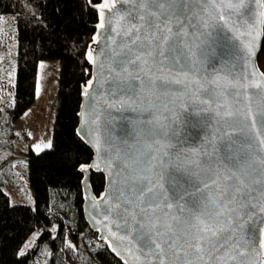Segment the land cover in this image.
<instances>
[{"label":"water","instance_id":"95a60500","mask_svg":"<svg viewBox=\"0 0 264 264\" xmlns=\"http://www.w3.org/2000/svg\"><path fill=\"white\" fill-rule=\"evenodd\" d=\"M102 2L103 0L92 4L98 13V22L86 54L90 49L99 50L105 44L118 52L121 45L127 42L122 37H116L115 45L110 43L111 37L109 40L94 42L93 38L99 31L97 25L101 11L97 6ZM212 2L213 0H208L207 3L205 0H189L185 10L186 20L184 16L178 17L183 28H179L177 18L170 21L173 37L177 35L179 28L182 35L180 43L188 50L191 65L186 61L183 65L173 66L164 61L153 67L151 76L156 81L154 87H141L135 95L120 96L119 100L111 96L106 84L103 89H89L93 97L90 100L84 95L86 83L82 85L77 134L93 152L90 163L84 164L89 166L87 171L79 168L83 174V213L98 240L105 242L112 254L124 264H135L133 256L142 261L147 260L148 264H157L155 256L149 255L154 249L144 246L149 241H160L162 224L168 223L175 228V218L186 222L187 225L196 224L200 220L207 223V213L214 211L210 203L214 198H220L224 205L220 209L221 214L211 222L213 228L224 229L217 247L227 245L224 251H228L234 241H241L254 246L242 264H257L259 260L264 259V249L260 248V245L264 244V211L261 210L264 208V199L261 198L258 187L248 178H244L245 183L235 193L233 200L222 197L223 178L230 172H237L240 165H237L236 160L229 159L224 150L223 142L233 129L229 127L230 118H222L223 110L217 109V104L222 101L216 99L220 94L217 84H223L232 78L244 82V77L251 79L253 72L256 74L255 78L259 79V74L264 73L259 65V54L264 43V17L261 16V13H264V0H232L238 8L230 10L231 14H225L223 20L212 10ZM117 6L121 7L119 0ZM104 11L107 16L108 10ZM250 28H254V33L259 34H254V37L247 36ZM159 35L160 33H157V36ZM248 43L252 44L255 53L250 59L247 58L244 47ZM97 54L98 52L93 53L94 56ZM100 59L103 61V56ZM90 65V79H93L96 75V65ZM185 76L188 79H185ZM158 78L165 81L180 79L184 83L165 86L159 83ZM196 81L199 83H194ZM253 91L249 89V96H252ZM242 92V89L228 90L224 102L234 105L233 110L239 108L244 111L246 104L236 102V98L243 99ZM89 104H92L95 110L96 122L86 124L85 110ZM261 104H264V97H252L253 112ZM217 111L221 112V116L216 115ZM85 127L89 133L87 138L80 132V129ZM97 140L102 148L108 149L110 159L107 163L116 157L132 163L137 159H144L145 154H152L151 168L142 174L152 181L149 187L157 186L158 202L148 206L154 209L153 211H142L144 205L140 204L139 200L131 205L124 204V198L120 201L114 200L115 188L124 183V177L128 173L118 169L116 165L109 169L105 166L106 162L98 161V150L94 146ZM246 155L249 161L254 160L257 163L264 159L260 146L256 143H253V148ZM192 161L195 163H191ZM93 162H98L99 166L92 167ZM240 163L243 165L244 161ZM209 169L218 173L221 178L220 187H204L201 181L206 180ZM116 171H121V176L117 177ZM93 172L101 173L105 177L104 188L99 194L94 191L92 185ZM173 176L183 185L182 188L174 186L171 179ZM208 183L211 184V181ZM110 201L119 202L121 207L105 221L103 216L97 213L104 212ZM169 204L172 205L170 209L166 207ZM106 224L118 235L128 238L127 249L133 255H117L111 250L109 241L104 238L109 235ZM214 243L215 240L210 241V244ZM206 248H209L212 256L222 255L220 252L211 251L209 245H206ZM205 262L216 264L215 260H208V255L205 256L204 262L197 264Z\"/></svg>","mask_w":264,"mask_h":264},{"label":"snow or ice","instance_id":"6c2138e0","mask_svg":"<svg viewBox=\"0 0 264 264\" xmlns=\"http://www.w3.org/2000/svg\"><path fill=\"white\" fill-rule=\"evenodd\" d=\"M207 2L208 0H205V3ZM119 5L121 7L117 6V0H103L97 6L101 11L99 12V23L97 25L99 31L93 38L94 42L109 40L110 37V43L113 45L116 44V37H122L127 42L121 45L118 52L114 51L108 44H105L99 50L93 48L87 52V60L96 65V75L86 82L84 89V95L88 96L90 100L93 97L89 89L94 90L97 87L103 89L105 84L111 96L117 100L120 96L135 95L137 89L141 87L144 89L154 87L156 81L151 76L153 67L164 63V61H168L173 66L183 65L186 61L189 65L192 64L188 50L180 43L182 35H180L179 28H183V24L178 19V17L184 16L186 20L185 10L189 5V0H119ZM211 7L218 14V18L223 20L225 14L230 15V10L237 9L238 5L233 3L232 0H213ZM105 9L108 10L107 16ZM261 16L264 17V13H261ZM173 18H177L176 23L179 25L175 37H173L170 27V21ZM157 33H160V35L157 36ZM254 34L258 35L259 33H254V28H250L246 35L254 37ZM244 47L247 58L250 59L255 55L251 43L245 44ZM94 52H98V54L94 56ZM101 56H103V61L100 59ZM251 75V79L244 77V82H241L238 78H232L223 84H217L220 94L216 99L222 101V103L217 104V109L223 110L222 118H230L229 127L233 129V132L228 134L223 142L224 150L228 153L229 159L236 160L237 165H240L237 172H230L229 175L223 178L222 197L229 201L233 200L235 193L243 187L244 178H248L253 185L258 187L261 198L264 199V159L259 160L257 163L254 160L249 161L246 155L253 148V143H256L260 146L261 155L264 156V104L259 105L255 112L251 107L253 96L264 97V73L259 74V79L255 78V72ZM158 79L159 83L165 86L171 83H184L180 79L173 81ZM185 79H188V77L185 76ZM194 83L198 84L199 82ZM213 83L217 82L213 81ZM230 89L243 90V99L236 98V102L237 104L242 102L246 104L244 111L239 108L233 110L234 105L224 102ZM249 89L254 90L252 96L248 94ZM237 96H239V93ZM85 112L86 124L95 123V110L92 108V104L87 106ZM195 114L198 115V113ZM216 115L221 116V112L217 111ZM80 132L85 138L89 135L86 127L81 128ZM236 137L243 138L237 139ZM89 142L91 143V141ZM94 146L98 150V161L106 162L110 159L108 149L102 148L98 140ZM44 147L51 148L52 142L49 141ZM36 150H41L39 145L36 146ZM152 158V154L148 153L145 154L144 159H137L132 163L119 157L111 160L110 163H105V166L109 169L116 165L118 169L128 173L124 177V183L116 187L113 192L115 201L124 198L123 203L131 205L139 200L140 204L144 205L142 211L154 210L148 206L155 205L158 202L157 186L149 187L152 181L149 180L147 175L142 174L150 170ZM242 160L244 161L243 165L240 163ZM191 163H195V161ZM133 164L135 167H133ZM91 166L98 167L99 163L93 162ZM80 167L82 171L86 172L89 166L81 165ZM115 174L119 177L121 171H116ZM171 179L175 187H183L175 176ZM220 179L215 170L209 169L206 180L201 182L205 188H218L220 187ZM208 181H211V184ZM250 194L246 193V195ZM210 203L214 211L210 210L207 213L209 221L207 223L200 220L196 224L187 225L186 222L175 218L177 220L175 228L168 223L162 224L159 232L160 241L156 243L149 241L144 246L154 249V252L149 253V255L155 256L157 264H197V262H204L206 255H208L209 261L215 260L216 264H242L243 259L250 255L254 246L244 244L241 241H234L233 246L228 251H224L227 245L217 247L224 229L213 228L211 222L221 214L220 209L224 205L220 198H214L210 200ZM120 207L119 202L113 203L110 201L105 206L104 212H98L97 215H102L104 220L108 221L110 215L117 212ZM166 207L170 209L172 205L169 204ZM261 210L264 211V208ZM105 226L108 227L107 224ZM108 232L109 235L104 238L109 241V246L114 253L117 255H133L127 249L126 242H128V238L126 236L118 235L117 232L112 231L111 227H108ZM211 240H215L216 243L210 244ZM206 245H209L211 251L220 252L222 255L212 256ZM260 248L264 249V244H261ZM23 254V252L20 253V255ZM133 260L135 264H148L147 260L142 261L137 256H133ZM257 264H264V259L259 260Z\"/></svg>","mask_w":264,"mask_h":264},{"label":"trees","instance_id":"16d2710c","mask_svg":"<svg viewBox=\"0 0 264 264\" xmlns=\"http://www.w3.org/2000/svg\"><path fill=\"white\" fill-rule=\"evenodd\" d=\"M100 1L80 0L83 9L80 16L85 17L76 27L66 24V18L60 16L49 20L45 12L49 0H0V14H11L8 41L18 40L16 82L7 91L11 98L0 106V264H67L69 245L73 246L75 264H124L105 242L98 240L85 220L83 174L79 170L93 158L91 149L78 136L77 127L81 88L91 76L86 51L98 22L92 4ZM61 3V10L69 11L71 0ZM30 23L42 26L51 47L60 46L62 52L57 57L64 65L59 76L52 147L39 152L31 148L24 159L18 157L21 150L25 154L24 137L18 139L13 131L7 137L2 123L6 121L12 130L14 122L35 101L32 80L38 58L44 57V52L40 42L34 45L26 40L24 29ZM35 32L28 36L34 37ZM259 65L264 71V43ZM24 165L34 201L13 203L5 186L13 178L11 171L18 166L25 169ZM91 181L99 194L104 188V175L93 172ZM29 238L33 239L32 244L22 251ZM21 252L24 254L20 255Z\"/></svg>","mask_w":264,"mask_h":264},{"label":"rangeland","instance_id":"374dc122","mask_svg":"<svg viewBox=\"0 0 264 264\" xmlns=\"http://www.w3.org/2000/svg\"><path fill=\"white\" fill-rule=\"evenodd\" d=\"M42 5L43 4H41V6ZM46 7L47 9H45V12L47 13V17L49 16V20H55L60 16L61 18H66L68 22H66V24L70 26H79L83 21L82 18L85 17V15L80 16V14L83 13L80 0H71L69 11L61 10V0H49ZM10 16L11 14L8 13L0 14V106L6 101H9L11 97L7 95V91L11 84L14 85L16 82L17 67L15 65V57L18 50V40L16 39L12 42L8 41L10 34L8 33L7 27ZM24 30L27 35L26 40L33 42L34 45H38V42H40L44 52V57L38 58L32 80V89L35 90L36 93L35 101L32 106L14 122L12 130H10L9 124L6 121L2 123V126L5 132L4 134L7 137L13 135H10L12 131L15 132L16 136H19L18 139L24 137L22 146L25 147V154L23 155V150L20 151V149H18V151H20L18 157H24L25 159L31 148L35 152H39L36 150L37 145L43 150L45 149L44 145L49 141L52 142L58 106L59 76L64 62L61 58L57 57L58 53L62 52L60 51V46L52 45L51 47V45L48 44L47 37L49 36H45L44 32H42L43 29L41 25L30 23ZM31 32H35L37 35H34V37L28 36L33 35ZM25 134H28V136ZM24 163H26L25 160ZM23 167H25V165ZM11 172L13 173V178L5 186V189L11 196L12 202L32 203L34 201V196L30 188L26 167L25 169H21V166H18L17 169L14 168ZM32 241L33 239L29 238L24 244L22 251L28 248L32 244ZM72 248L73 246L69 245L67 264H75V255Z\"/></svg>","mask_w":264,"mask_h":264}]
</instances>
